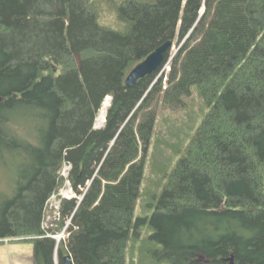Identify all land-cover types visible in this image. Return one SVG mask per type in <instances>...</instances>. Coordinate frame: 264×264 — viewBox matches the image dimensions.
Wrapping results in <instances>:
<instances>
[{"label": "trees", "instance_id": "trees-1", "mask_svg": "<svg viewBox=\"0 0 264 264\" xmlns=\"http://www.w3.org/2000/svg\"><path fill=\"white\" fill-rule=\"evenodd\" d=\"M176 40L166 77L170 54L126 86ZM190 100L202 107L193 134L168 144L163 164L159 145L150 160ZM19 110L41 123L37 140L21 138ZM4 152L24 163L0 203V241L28 239L37 264H55L56 252L59 264L68 254L75 264H128L137 250L151 264H264V0H0ZM66 182L76 197L61 200V224L45 230ZM63 232L59 246L48 237Z\"/></svg>", "mask_w": 264, "mask_h": 264}, {"label": "rangeland", "instance_id": "rangeland-1", "mask_svg": "<svg viewBox=\"0 0 264 264\" xmlns=\"http://www.w3.org/2000/svg\"><path fill=\"white\" fill-rule=\"evenodd\" d=\"M180 49V45L178 40L174 43L172 49L170 50V59L166 66L162 69L159 74L160 77H166L171 71V64ZM158 78V79H159ZM111 104V99H110ZM110 106V105H109ZM194 111V112H193ZM202 111L201 105H199L195 100L189 103V108L184 111H181L176 117L180 118L179 126L176 128V135L174 138H170L165 141H157L155 142V146L152 145L148 158L150 160L153 159L154 155L156 156V145L158 146V154H157V164L161 165L164 163V159L167 161L169 159V155L167 154V145L176 144L185 141L193 134V119L194 116L200 115ZM192 116V117H190ZM99 118V117H98ZM11 119L19 133L24 137L21 138H32L31 140H37L39 137L38 131L41 123L38 122L34 114L29 113L26 110H19L13 114H11ZM193 121V122H192ZM105 125V123H104ZM104 125H99V120H97L96 126L97 128H102ZM20 128V129H19ZM159 139V138H158ZM25 140V139H24ZM176 140V141H174ZM156 150V151H155ZM163 160V161H162ZM149 162V161H148ZM24 163L20 155H13L12 153L4 152L2 156H0V203L4 200H7L15 194L18 182L20 181L21 175V164ZM69 170L67 165H64L63 170L61 171V175L64 178H68ZM151 171V164L148 165L146 175L148 176ZM73 191L70 188L68 182L61 188V190L52 196L49 200L46 211H45V220L43 227L45 230H51L58 227L61 224V216L59 213L61 200L63 198L72 199L75 198ZM144 201H140L138 203L137 214H144L145 211L143 209ZM70 225V221L67 222V227ZM65 231V230H64ZM50 236V235H49ZM54 239L59 236H63V240L67 239V234L63 232L60 235L51 234ZM28 240V239H27ZM25 238H16V239H7L0 241V264H37L35 260V248L34 244L28 242ZM142 244L140 243L139 246ZM141 248V247H140ZM138 249V248H136ZM151 264L146 261V258L138 254V250L134 255L128 254V264Z\"/></svg>", "mask_w": 264, "mask_h": 264}, {"label": "water", "instance_id": "water-1", "mask_svg": "<svg viewBox=\"0 0 264 264\" xmlns=\"http://www.w3.org/2000/svg\"><path fill=\"white\" fill-rule=\"evenodd\" d=\"M205 9L202 10V14L204 13ZM173 44L172 42H168L158 48L155 52L149 55L143 62L138 64L128 75L126 79V86L128 88H132L138 84L140 80L147 78L148 76L153 75L157 72L162 66L166 59V56L169 54L170 50L172 49ZM78 63H80V59L78 58ZM109 98L108 100H110ZM106 122V120H105ZM70 166V165H67ZM61 237V236H59ZM58 246L60 245V241L56 238ZM58 260V253L56 252L55 255V264H59ZM230 264L234 263V258L229 259ZM62 264H75L71 255H65L62 260Z\"/></svg>", "mask_w": 264, "mask_h": 264}, {"label": "bare ground", "instance_id": "bare-ground-1", "mask_svg": "<svg viewBox=\"0 0 264 264\" xmlns=\"http://www.w3.org/2000/svg\"><path fill=\"white\" fill-rule=\"evenodd\" d=\"M109 105H110V100H106L105 103H104V106L100 112V115H99V125H104L105 123V120H106V117H107V110L109 108ZM58 240L60 241V243L63 241V236L61 237H58ZM59 262V259L57 260Z\"/></svg>", "mask_w": 264, "mask_h": 264}, {"label": "built area", "instance_id": "built-area-1", "mask_svg": "<svg viewBox=\"0 0 264 264\" xmlns=\"http://www.w3.org/2000/svg\"><path fill=\"white\" fill-rule=\"evenodd\" d=\"M68 169H70V166H67ZM50 235V236H49ZM54 236V235H53ZM48 237L54 238L51 236V234H48Z\"/></svg>", "mask_w": 264, "mask_h": 264}]
</instances>
